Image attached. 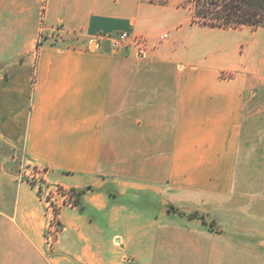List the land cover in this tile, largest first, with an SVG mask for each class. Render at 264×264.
I'll use <instances>...</instances> for the list:
<instances>
[{"label":"crops","instance_id":"0c3cea01","mask_svg":"<svg viewBox=\"0 0 264 264\" xmlns=\"http://www.w3.org/2000/svg\"><path fill=\"white\" fill-rule=\"evenodd\" d=\"M185 1L0 0V264H264V28Z\"/></svg>","mask_w":264,"mask_h":264},{"label":"trees","instance_id":"16d2710c","mask_svg":"<svg viewBox=\"0 0 264 264\" xmlns=\"http://www.w3.org/2000/svg\"><path fill=\"white\" fill-rule=\"evenodd\" d=\"M192 21L212 27H264V0H194ZM40 189L38 186L39 196ZM66 191L72 204L78 205L84 190Z\"/></svg>","mask_w":264,"mask_h":264},{"label":"built area","instance_id":"2783aa9c","mask_svg":"<svg viewBox=\"0 0 264 264\" xmlns=\"http://www.w3.org/2000/svg\"><path fill=\"white\" fill-rule=\"evenodd\" d=\"M166 35L164 34V37ZM110 45L112 49H120L124 46L131 45L134 46L138 51L143 52L147 49L148 38L145 34H130L127 31L119 32L116 36L109 37ZM65 189V188H64ZM67 189L63 190L60 186L54 187V190H50L48 198H45L47 202V231H49V236L52 238V232L57 231L54 227L53 221L57 220V213L62 204H67ZM45 196V197H46ZM60 196L63 198L60 199ZM61 202V203H59Z\"/></svg>","mask_w":264,"mask_h":264},{"label":"rangeland","instance_id":"374dc122","mask_svg":"<svg viewBox=\"0 0 264 264\" xmlns=\"http://www.w3.org/2000/svg\"><path fill=\"white\" fill-rule=\"evenodd\" d=\"M151 1L152 3H162L163 0H149ZM185 4L189 6L191 12H193V4H194V0H186L185 1ZM258 28H262V27H257V28H254V29H258ZM264 28V27H263ZM40 170V169H39ZM22 172L20 173L21 174V177L23 179H25L27 182H29L30 184L33 183V187L36 189V191H38V186L41 187L40 189V197L42 196V200L45 202L46 204V208H47V202L45 201V198H48L46 195H48L49 191L50 190H54V187L56 186H49L47 184H45L43 182V178H41V175H37V168L33 165H31L30 163H26L25 165L22 166ZM46 196V197H45ZM63 198L62 196H60V199ZM71 198L69 196H67V205H74L72 204L71 202ZM61 203V202H59ZM63 205V204H62ZM171 210L175 213V214H178L179 216L181 215H185V216H188V218H193V219H197L199 221H201L202 223L204 224H207V225H212L210 223V221L208 220L207 216L201 214L200 212L198 211H190V213L188 212H185L179 208H171ZM46 215V231H47V212L45 213ZM53 225L55 228H57V231L59 229V222H56L55 220L53 221ZM57 231L55 230V232H52V238H50L49 236V231L45 232V234L47 235V240L48 241H53L55 239V236H56V233ZM133 259L132 258H127L126 259V263L127 264H134L133 263Z\"/></svg>","mask_w":264,"mask_h":264}]
</instances>
